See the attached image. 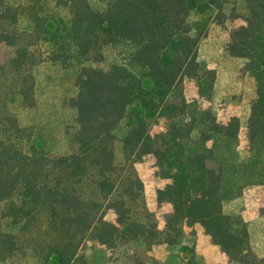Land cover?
<instances>
[{
  "label": "trees",
  "instance_id": "trees-1",
  "mask_svg": "<svg viewBox=\"0 0 264 264\" xmlns=\"http://www.w3.org/2000/svg\"><path fill=\"white\" fill-rule=\"evenodd\" d=\"M101 1L0 0V41L10 48L0 59V264H87L90 243L147 264L153 246L180 243L195 223L228 264H264L247 222L223 209L250 182L264 186V0H245L236 15L245 22L230 33L229 50L257 87L245 153L240 118L223 122L203 107L194 115L198 101L184 92L186 79L213 73L199 62V41L208 22H223L228 0ZM50 2L68 14L51 22ZM195 12L206 18L191 19ZM120 42L130 43V61L102 66L104 48ZM47 61L79 68L58 150L9 106H34V70ZM148 154L170 180L158 190L159 203L172 205L162 229L136 167Z\"/></svg>",
  "mask_w": 264,
  "mask_h": 264
},
{
  "label": "rangeland",
  "instance_id": "rangeland-1",
  "mask_svg": "<svg viewBox=\"0 0 264 264\" xmlns=\"http://www.w3.org/2000/svg\"><path fill=\"white\" fill-rule=\"evenodd\" d=\"M14 1V0H12ZM93 5H101V0H90ZM53 2L47 3L45 11L51 22L61 15L68 14L66 8H54ZM218 22L212 19L208 22L207 30L199 41L198 59L204 68L213 73H207L206 78L197 82L186 79L184 92L187 99H197L191 112L200 116L201 107L210 109L220 121L228 122L232 117L240 118L239 149L246 152L248 148L247 125L251 113V106L256 97L257 87L255 78L244 70L245 59L231 54L229 50L231 30L244 24L243 17L245 0H228L224 3ZM208 13L216 14L209 11ZM61 14V15H60ZM208 17V16H207ZM205 12H195L191 19H204ZM10 48L0 41V59L8 55ZM132 47L128 42L109 44L104 48V60L101 63L109 67L114 62H129ZM78 67H65L60 62L47 61L35 67V96L33 107H25L18 100L9 106L18 116L21 125L32 126L41 138L47 137L50 150L60 149L59 138L63 133V126L72 119L74 112L64 104L65 98L76 93V77ZM195 103V101H194ZM165 121L151 127L152 133L164 129ZM126 124L121 125L118 134H124ZM1 133V129H0ZM19 142L21 135L16 136ZM20 144V143H19ZM137 170L143 179L145 200L148 207L156 213L159 227H165L166 214L172 210L170 203H159L158 190L170 181L159 175L155 155L148 154L136 163ZM223 209L226 213L240 215L247 222L250 240L255 251L264 257V186L251 183L243 188L240 195L224 201ZM108 219H115L116 214L109 211ZM186 234L178 244H158L149 251L147 264H228L229 258L219 245L213 243L212 238L205 232L200 223L187 226ZM87 264H135L126 254L125 248H108L103 245L89 244L85 250Z\"/></svg>",
  "mask_w": 264,
  "mask_h": 264
}]
</instances>
